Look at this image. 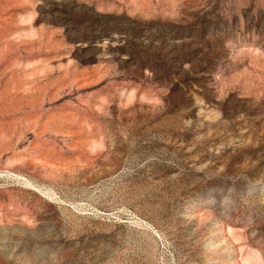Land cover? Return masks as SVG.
<instances>
[{
    "label": "rangeland",
    "instance_id": "1",
    "mask_svg": "<svg viewBox=\"0 0 264 264\" xmlns=\"http://www.w3.org/2000/svg\"><path fill=\"white\" fill-rule=\"evenodd\" d=\"M0 264H264V0H0Z\"/></svg>",
    "mask_w": 264,
    "mask_h": 264
}]
</instances>
